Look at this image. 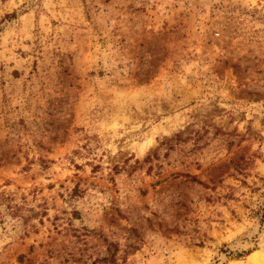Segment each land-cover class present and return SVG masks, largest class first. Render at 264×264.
I'll return each mask as SVG.
<instances>
[{"label": "rangeland", "instance_id": "obj_1", "mask_svg": "<svg viewBox=\"0 0 264 264\" xmlns=\"http://www.w3.org/2000/svg\"><path fill=\"white\" fill-rule=\"evenodd\" d=\"M0 264H264V0H0Z\"/></svg>", "mask_w": 264, "mask_h": 264}, {"label": "bare ground", "instance_id": "obj_2", "mask_svg": "<svg viewBox=\"0 0 264 264\" xmlns=\"http://www.w3.org/2000/svg\"><path fill=\"white\" fill-rule=\"evenodd\" d=\"M255 258H256V256L254 255V256H252L251 258H250V262H255Z\"/></svg>", "mask_w": 264, "mask_h": 264}]
</instances>
